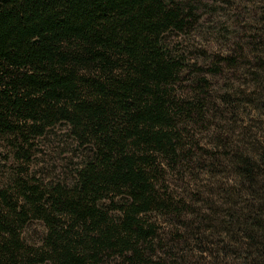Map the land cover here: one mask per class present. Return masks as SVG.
Wrapping results in <instances>:
<instances>
[{"label": "trees", "instance_id": "trees-1", "mask_svg": "<svg viewBox=\"0 0 264 264\" xmlns=\"http://www.w3.org/2000/svg\"><path fill=\"white\" fill-rule=\"evenodd\" d=\"M197 23L179 0H0V139L25 157L64 124L86 151L71 181L0 185V264H190L213 237L224 260L264 264V17L257 35L239 26V56L195 64L203 76L179 90L190 67L166 35ZM226 68L256 94L212 90L206 74ZM205 121L211 151L194 130ZM32 220L39 244L23 237Z\"/></svg>", "mask_w": 264, "mask_h": 264}, {"label": "rangeland", "instance_id": "rangeland-1", "mask_svg": "<svg viewBox=\"0 0 264 264\" xmlns=\"http://www.w3.org/2000/svg\"><path fill=\"white\" fill-rule=\"evenodd\" d=\"M179 1L186 3L187 6L193 4L195 12L199 16V23H197L195 29H188L184 32H170L166 35V42L174 50L185 56L186 62L190 67L185 71L184 79L178 85L179 90H184L192 83V81L190 82L187 79L189 76H193V79H190L194 82L196 81L194 79L203 76V74H197V69L193 68L195 64L198 67H207L209 61L211 62L212 59L217 60V57L225 56L227 53L240 55L241 51L239 49L241 45L248 42L249 38L247 36L244 38L241 35L237 36L238 30H240L239 26H245L248 29L247 35L258 34L257 28L261 26L259 20L264 17V0ZM251 48L249 46L246 50L252 53ZM226 69V76L206 74L212 90L217 91L219 95L227 89L232 95H237L236 92H239V90H245L247 93L245 96H249L251 93L256 94L257 89L253 85L252 76L243 74L242 71L244 69L241 71ZM233 99L236 100L235 97ZM220 104L223 109L230 110L224 113L226 118L222 124L225 129L235 128L237 120L241 119V116L239 115V118L236 117L233 105L221 102ZM249 111L248 107L247 112ZM255 122L258 121H248L246 126V128H250L249 131L245 129L248 131L246 135L248 140H251L253 133L258 130L255 127L257 124ZM206 127L207 121L196 125L194 130L200 146L205 150L211 151L213 148L209 144L210 135ZM241 138L239 137L238 139ZM24 149L27 153L25 157L19 154L16 148H13L6 139H0V185H6L16 175L29 179L34 178L39 182L45 183L71 181L76 166L86 156L85 149L78 146L64 124L53 127L43 136L32 139V145L26 144ZM199 186L204 188L203 183H200ZM216 188L213 195L216 201L214 210L220 211L223 208L224 195H221L218 187ZM225 188H231V185L225 186ZM164 227H166V231H169V227L172 226L165 225ZM45 230L46 228L41 221L32 220L24 229L23 237L30 244H39ZM213 238H210V243L206 244V251L189 250L187 252L191 260L190 264H234L230 259L228 261L224 260L223 255L219 252L218 246L220 245Z\"/></svg>", "mask_w": 264, "mask_h": 264}]
</instances>
